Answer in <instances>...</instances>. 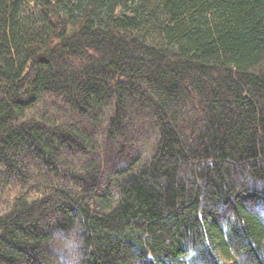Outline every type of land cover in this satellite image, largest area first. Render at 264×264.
<instances>
[{
    "label": "trees",
    "instance_id": "trees-1",
    "mask_svg": "<svg viewBox=\"0 0 264 264\" xmlns=\"http://www.w3.org/2000/svg\"><path fill=\"white\" fill-rule=\"evenodd\" d=\"M68 242L264 264V0H0V264Z\"/></svg>",
    "mask_w": 264,
    "mask_h": 264
},
{
    "label": "clouds",
    "instance_id": "clouds-1",
    "mask_svg": "<svg viewBox=\"0 0 264 264\" xmlns=\"http://www.w3.org/2000/svg\"><path fill=\"white\" fill-rule=\"evenodd\" d=\"M53 242H55V241H53ZM66 247L69 249L70 254L67 256H64V255L59 256L58 257V264H78V261L75 258V256L71 255V249L73 247H75V245H73L71 242H68ZM192 255H193L192 253H186L184 255L185 264H192V260H191Z\"/></svg>",
    "mask_w": 264,
    "mask_h": 264
}]
</instances>
